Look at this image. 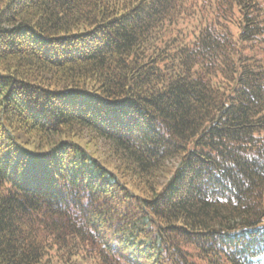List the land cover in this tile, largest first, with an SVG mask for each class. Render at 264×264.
I'll return each mask as SVG.
<instances>
[{
	"label": "trees",
	"instance_id": "obj_1",
	"mask_svg": "<svg viewBox=\"0 0 264 264\" xmlns=\"http://www.w3.org/2000/svg\"><path fill=\"white\" fill-rule=\"evenodd\" d=\"M0 264H264V0H0Z\"/></svg>",
	"mask_w": 264,
	"mask_h": 264
},
{
	"label": "rangeland",
	"instance_id": "obj_2",
	"mask_svg": "<svg viewBox=\"0 0 264 264\" xmlns=\"http://www.w3.org/2000/svg\"><path fill=\"white\" fill-rule=\"evenodd\" d=\"M30 163H31V157H28L27 160H26V162H25V165H24L25 166V169H28ZM133 250H134V247H130L129 248V251H133Z\"/></svg>",
	"mask_w": 264,
	"mask_h": 264
}]
</instances>
